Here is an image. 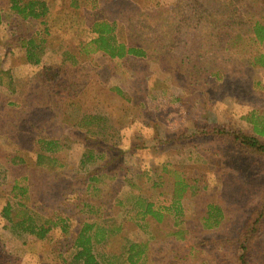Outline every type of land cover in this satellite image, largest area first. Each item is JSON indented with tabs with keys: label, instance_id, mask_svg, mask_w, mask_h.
<instances>
[{
	"label": "rangeland",
	"instance_id": "374dc122",
	"mask_svg": "<svg viewBox=\"0 0 264 264\" xmlns=\"http://www.w3.org/2000/svg\"><path fill=\"white\" fill-rule=\"evenodd\" d=\"M46 1L49 15L31 24L0 0V264H69L85 223L107 232L93 239L102 264H130L134 243L147 245L145 264H238L240 236L264 208V154L222 133L253 134L250 115L264 121V42L252 45L240 19L248 21L252 0H141L144 12L133 16L150 51L127 58L90 43L103 18L115 22L118 42L128 38L123 0ZM231 3L240 24L225 27ZM162 26L165 35L155 34ZM32 37L39 64L22 45ZM44 65L61 69L42 85L35 75ZM48 140L54 150L42 148ZM178 175L186 184L179 221L166 212L140 226L139 199L174 210ZM7 203L16 221L28 213L51 224L47 237L9 230ZM210 204L222 213L211 228ZM262 227L248 264H264Z\"/></svg>",
	"mask_w": 264,
	"mask_h": 264
},
{
	"label": "trees",
	"instance_id": "16d2710c",
	"mask_svg": "<svg viewBox=\"0 0 264 264\" xmlns=\"http://www.w3.org/2000/svg\"><path fill=\"white\" fill-rule=\"evenodd\" d=\"M232 1V0H231ZM230 1V2H231ZM246 1V0H243ZM11 8L18 15H20L21 19L27 22L34 23L37 19H44L50 13V8L46 0H10ZM141 2V4H140ZM123 0V5H128L130 8H126L120 13V16L123 15V18L126 20H132L127 27L128 38L123 42H118L116 30H115V22L110 21L108 19H97L92 23L91 31L95 34V37L91 39L90 43L93 46V51H103L109 57H119V58H127L129 56L135 57H145L147 52L150 51V47L146 46L149 40L147 38L146 32L148 30H141L140 26L138 28L135 26V23L139 20L134 19V14L136 16L142 14L144 11L140 8L141 5L144 4L143 1L140 0ZM247 4V2H245ZM77 5V3H74ZM229 4L226 2L224 6ZM232 6L224 11L226 14V23L225 27H236L239 26V19L237 18V14L239 13V17L241 15L242 9L240 11L234 8L233 3ZM252 4L248 10V16L250 23L248 24L247 20H244V17L240 18L241 21H245L248 26V32L250 33V41L253 45H258L261 42H264V0H252ZM248 5V4H247ZM137 7V11L133 10L132 7ZM223 6V7H224ZM165 11H159L158 13H164ZM244 12V11H243ZM247 14V13H246ZM3 14L0 11V25L3 21ZM158 19H164L165 17H157ZM45 20H41L44 22ZM244 22V23H245ZM244 23H242L244 25ZM141 26L143 28H147L152 30L156 27H149L145 22H142ZM158 27V25H157ZM161 29H156L155 34H163L165 35L167 31V26L160 27ZM243 28V27H242ZM247 30V28L245 29ZM135 35V37H131ZM26 44L28 59L36 64H39L40 59L36 56L38 55V44L36 40L32 37L29 38L28 41H22V45ZM156 50V49H155ZM263 59V58H262ZM261 60V59H260ZM61 67L58 65H49L43 66L37 74L35 75L36 79L42 84L45 85L47 83L45 81V76L51 74L52 76H57ZM63 69V68H62ZM57 70V71H56ZM36 80L37 84L38 81ZM37 86V85H36ZM119 92H122L119 90ZM253 115H250L247 119L251 124H253V134L250 132L242 131V130H234L233 128L228 129V131H224L222 133L227 134L229 137L233 138L236 142L242 145L245 148H249L254 152L264 154V142L260 140L257 136L264 135V121L260 126L258 125L257 118L253 119ZM257 135V136H256ZM57 142L54 140L42 141V148L45 151H51L56 148ZM46 155H38L37 165L42 166L46 163ZM15 159V158H14ZM13 159V160H14ZM23 161V158H20ZM49 162H53L52 158L47 159ZM53 165H55V160ZM177 186L175 189L174 202L172 204V208L167 205H158L153 201H147L144 199L138 200V210L135 217L142 221L139 222V225L142 226V222L146 220L147 216L154 218L158 223L164 221V215L167 212L168 214L174 213L176 219L179 221L180 213H181V205L180 199L182 198V193L186 189V184L183 182V177L181 175L177 176L176 181ZM13 191H18L19 194L24 196L27 193V187L21 186L17 181L14 182ZM258 211V212H257ZM13 208L10 203H7L1 210V215L4 216L10 223V226H7L9 230L14 233H29L37 236L40 239H44L47 237L49 231L52 229V225L48 222L44 221L42 223H38L36 218L32 214H25L24 217L20 218L18 221L15 220L16 216L12 215ZM171 215V214H170ZM222 218V213L219 208L214 207L213 205L208 206L207 217H206V225L207 227L216 226L219 224ZM177 221V222H178ZM264 222V208L262 207L259 210L253 212L251 221L246 227V234L240 236V249L241 254L238 256V264H248V250L249 245L252 244L253 237L257 238L262 233V225ZM214 224V225H213ZM65 224V228H66ZM93 223H85L82 228L79 230L77 236L74 240V253L72 255V260L69 264H102L99 259L97 253L94 250L95 243L93 239L96 240V243L100 244L106 238L107 232L104 228L97 227L94 229ZM94 229V230H93ZM171 232V230H170ZM176 237H180L181 231H172ZM229 237V236H228ZM226 238V237H225ZM146 246H140L136 243L131 245L128 252V260L130 264H136L140 262V264H145L147 260ZM114 253V251L112 250ZM115 256V255H113Z\"/></svg>",
	"mask_w": 264,
	"mask_h": 264
}]
</instances>
